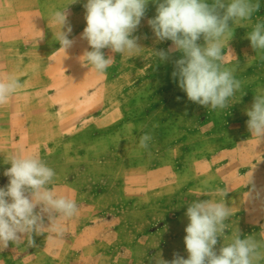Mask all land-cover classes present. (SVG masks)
Instances as JSON below:
<instances>
[{"label":"crops","instance_id":"0c3cea01","mask_svg":"<svg viewBox=\"0 0 264 264\" xmlns=\"http://www.w3.org/2000/svg\"><path fill=\"white\" fill-rule=\"evenodd\" d=\"M84 3H61L60 10L66 8L72 15L69 39L75 40L66 52L59 43L50 48L44 41L0 47V79L11 76L21 83L0 105V187L8 183L4 172L13 156H36L56 173L49 187L77 205L71 218L57 215L43 226V234L35 237L36 247L28 245V235H22L18 243L0 250V264H118L122 259L112 252L120 247L130 255L123 257L125 264L171 261L174 253L187 258L185 213L197 199L223 200L230 208L217 250L230 243L237 231L241 238L250 235L264 245V140L251 137L248 116L234 111L233 105L231 111L183 117L199 121L198 133L203 136L198 144L183 146V159H161L176 145L156 147V140L174 134L159 124L146 130L152 141L142 149L143 111L131 109L139 100L127 94L138 88L145 74L160 73L152 63L158 46L143 23L147 17L134 33L142 47L131 55L105 49L114 60L100 74L85 64L83 56L90 50L81 38L86 26ZM39 39H45L44 33ZM146 54L150 59L145 64ZM175 132L196 133L187 125ZM119 134H123V164L121 154L113 155L122 145L109 141ZM82 136L87 140L84 146L79 145ZM68 144L70 151L84 153L87 162L62 160ZM195 150L204 154L193 156ZM221 190L227 191L226 197ZM145 248L150 253L146 258Z\"/></svg>","mask_w":264,"mask_h":264},{"label":"clouds","instance_id":"9594fccd","mask_svg":"<svg viewBox=\"0 0 264 264\" xmlns=\"http://www.w3.org/2000/svg\"><path fill=\"white\" fill-rule=\"evenodd\" d=\"M77 2V0H74ZM150 0H86V26L81 38L87 41L90 50H85V64L103 74L112 65L113 54L129 55L142 46L134 35L146 16ZM156 5V15L147 20L157 42L171 41L167 49L154 50L160 61H167L171 53H182L174 61L172 78L186 93L187 99L213 111L228 106L229 98L242 85L234 69L222 65L224 41L234 34L232 24L236 21H251L260 9V0H151ZM60 26L56 40L65 52L75 40L69 39L72 27L65 9L52 13ZM66 30H63L65 29ZM251 48L264 53V21L256 22L247 33ZM203 40L201 44L199 41ZM21 87L14 77L0 79V105ZM179 100L180 97H177ZM251 137L264 140V89H259L250 108L245 109ZM150 133L139 139L142 149L149 147ZM4 175L7 185L0 187V250L20 241L28 235V245L36 247L35 237L57 215L71 218L77 212L76 202L67 196H58L49 187L56 173L36 156H13ZM222 196L227 191L221 190ZM188 224L184 231L187 258L174 253L171 261L160 259L157 264H260L264 259L260 242L250 235L241 238L237 231L228 244L217 250L218 238L227 229L226 220L231 215L223 200L197 199L187 206ZM55 230V229H54Z\"/></svg>","mask_w":264,"mask_h":264},{"label":"rangeland","instance_id":"374dc122","mask_svg":"<svg viewBox=\"0 0 264 264\" xmlns=\"http://www.w3.org/2000/svg\"><path fill=\"white\" fill-rule=\"evenodd\" d=\"M69 1L71 2L72 0H0L1 49L5 50L8 46H24V44L26 46L33 44L38 45L43 41L45 42V45L53 48V46L59 43L56 40V35L60 31V26L53 19L52 13L56 10H60L61 3H63L64 6L67 5L66 3ZM208 2L211 3L212 0H208ZM260 5L259 11L254 13L251 21L234 22L232 24V28H234L232 38L229 41L227 39L224 41L222 65L224 67L234 69V74L236 78L241 81L242 85L241 89L236 92L233 97L229 98L228 106L225 109L213 111L187 99L186 93L178 87V83L173 80L171 75L174 70V61L182 56V53L180 52L171 53L167 61H160L154 55L152 63L160 70V73L154 75L155 77H153V75L145 74V76L141 78L142 82L139 84L138 88L130 90L127 94L139 100L137 108L131 109L140 112L143 111L142 113L144 117L142 123L145 132L147 129H151L153 127L157 128L158 124L160 129L169 127L174 131V134L170 137L165 136L164 138H159L155 141L156 147L160 146V148L165 143L169 142L176 145L169 156L161 154V159L167 160L171 156L172 158L183 159L185 150L183 146L187 145L188 147L190 144L195 145L200 142L202 135L198 133L199 121L193 119L195 116H199L207 111H231L233 105L235 108L234 111H237L240 114H245V109L251 107L256 92L259 89H264V53L255 52L251 48L250 41L247 38V33L252 30L253 25L256 22L264 21V0H260ZM155 15L156 5L150 0L145 17H147L148 20L149 18H153ZM71 16L72 15L68 14V20ZM147 20L144 19L143 23L145 28L154 38V42L158 46L157 51L160 49L167 50L171 46L172 42H157L151 28L147 24ZM69 24L71 25V23ZM66 27L67 26H65V29L63 30H66ZM8 33L11 35L15 33L17 36H10L8 39L5 37ZM43 33L45 39L41 40L39 39V34ZM22 34H24L25 38H23V36H18ZM35 37H38L37 40ZM199 42L202 44L203 40L201 39ZM141 44L143 45L144 43ZM128 59H130V56H128ZM149 59L150 56H148V54L144 55L145 64L149 62ZM177 97H180V99L178 100ZM232 98L236 99V103L233 104L230 102ZM175 115H178L179 118ZM167 116H173V118L167 119ZM185 116H193V120L183 118ZM119 124L120 128L123 129V121ZM185 125L194 128L196 133L189 136L177 135L175 131H178L179 128ZM211 138L215 139L216 137L212 136ZM79 139V145H86L87 140L85 137L82 136ZM109 141L111 144H115V146H118V144L122 145L121 151L119 152L118 147L116 152H113V155H116L119 158V155L121 154L120 163L123 164V134L111 136L109 137ZM211 145H208L205 149H209ZM69 147V144L65 147L67 150L62 156V160L65 162L71 160H76L80 163L82 161L87 162L88 159L84 153L72 152L69 150ZM148 153L149 152L145 151L144 155ZM200 154L204 153H201L199 150L192 152V155H195L196 157ZM126 162H132V160L127 159ZM99 171L101 172V170ZM147 249L148 248H145L142 251L145 258L147 254H150L147 252ZM112 253L116 254L119 259H122V262H118V264H125L123 257H126V255L130 256L125 252L123 254L122 247H120L119 250H114Z\"/></svg>","mask_w":264,"mask_h":264}]
</instances>
